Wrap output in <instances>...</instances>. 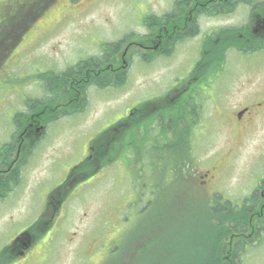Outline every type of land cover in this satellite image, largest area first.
<instances>
[{
    "label": "rangeland",
    "instance_id": "1",
    "mask_svg": "<svg viewBox=\"0 0 264 264\" xmlns=\"http://www.w3.org/2000/svg\"><path fill=\"white\" fill-rule=\"evenodd\" d=\"M173 1L55 0L16 45L0 39V147L14 141L12 120L26 109V99L43 94L38 74L62 72L77 61L98 56L102 43L128 36L132 41L143 31L145 16L170 10ZM8 6L0 13V27L15 10ZM243 11L239 8L226 18L214 19L210 26L241 24ZM131 63L123 87H90L81 114L61 116L32 143L18 183L0 199V252L43 213L48 195L87 156L94 136L144 99L159 96L181 67L180 59L142 66L135 60ZM229 63L233 74L221 82L216 103L210 97L203 99V124L193 130L191 146L196 165L188 177L177 181L173 176L165 191L153 192L150 178L136 179L132 161L126 168L120 161L108 164L85 183L66 187L71 196L29 252L34 259L29 256L23 264H99L109 257L108 245L116 250L106 264L121 260L124 264H206L213 239L207 232L204 203L212 202L216 193L222 197L219 202L234 206L253 193L259 199L258 185L264 180V110L243 126L229 115L264 94V57L235 55ZM207 171L211 182L201 185ZM142 183L146 188H140ZM259 241L247 247L240 264H264V232ZM13 264H22L21 259Z\"/></svg>",
    "mask_w": 264,
    "mask_h": 264
},
{
    "label": "flooded vegetation",
    "instance_id": "2",
    "mask_svg": "<svg viewBox=\"0 0 264 264\" xmlns=\"http://www.w3.org/2000/svg\"><path fill=\"white\" fill-rule=\"evenodd\" d=\"M13 1H1L0 13L3 12L5 7L10 6ZM229 1L186 0L182 10L174 9L173 4L175 1H173L170 10L158 16L152 15L155 19L159 17L161 20H154L149 25H146L144 17L142 20L144 23L142 27L143 31L135 34V39L131 44L124 45L121 56L118 59V66L112 69L109 66L88 68L83 65L76 68L74 77L77 89L73 90L72 94L69 92L64 97L59 98L56 105L45 107V109L37 113L28 115V122L25 123L23 128H25V131L26 129L35 128V132L39 136L48 125L57 122L60 118L70 117L73 114L74 116L81 114L86 109L87 91L90 87L100 90L113 88L112 86L100 88L96 85H90L89 82L93 77L101 75L99 78H101L102 82V77L110 73L112 75L117 72L124 74L125 70L128 71L132 64L131 62L134 60L142 66L154 63L157 60L173 61L174 59H180L181 67L173 75L175 78L159 96L151 97L148 100L144 99L133 109H130L122 120L113 125H118L133 115L135 131L133 142H131L130 134L125 136L128 148L124 152V156H126L125 161L129 163L123 164L122 162V164L126 168L130 166V162L132 161L134 163L133 172L136 179L141 180L143 177L150 178L153 184L151 183L149 188L153 192L165 191L168 181L172 180L174 176L173 161L175 156L179 159L186 152H190L195 158V154L191 149L192 142L194 141V132L190 136L189 130L190 128L195 130L196 127L203 124V122L201 123V115L204 109L203 99L210 97L216 103L215 95L217 90L223 86L221 82L232 76L233 68L231 63H229V59L235 55L248 57L261 54L264 57V0H256V3L251 4L235 3V6L232 3V10H223L221 8L222 5H225ZM239 8L244 9V15L241 17L245 18V20L241 24L218 29L210 26V21L226 18L234 14ZM207 26L208 28L205 30ZM236 28H240L242 32L234 37L233 35L228 36L226 33H223L228 32V29ZM237 39L247 45L250 41L252 44L256 43L254 52L249 54V52L243 51L244 49L231 46V43ZM101 54L100 50L98 56ZM223 56L224 58L221 59ZM80 61H77L72 66L78 64ZM40 84L42 86V95H44L47 91L43 82H40ZM123 86L119 85L117 88L119 89ZM81 89H86V92H82ZM82 99L85 102H82ZM80 104L82 106L78 107ZM262 110H264V94L260 99L256 101L251 100L248 102V105H242L234 109L229 115L233 117L235 124L238 122V125L241 124L243 126L246 121H252L257 113L260 112L262 114L264 112ZM22 111L28 112L26 109ZM66 112H72V114L63 115ZM174 113L176 114L175 116ZM227 116L224 117L225 121ZM122 126L125 129L130 124L123 123ZM19 141L17 153L20 151V145L24 142H31V139L19 138ZM174 142L179 146V148L177 147V151L180 149L181 152L185 153H174ZM189 145H191L190 148ZM23 151H26V149L23 148ZM180 174L182 178H186L189 172L186 169H182ZM209 174V171H207V173L202 175L201 185L211 182ZM97 175L98 173L95 176ZM174 178L177 177L174 176ZM88 180L90 179H86V181ZM61 184L58 187L62 186ZM140 188H146V184L142 183ZM69 195L71 196V192H67L65 200L68 199ZM261 198H263V193H261ZM60 203L58 208L53 207L51 210L45 204L43 213L39 218L42 215L45 217V214L49 211L52 212L50 217L48 219H40V222H42L31 231V227L34 226L33 223L39 221V218L36 219L24 231V233L27 232V235L23 236L20 247L6 250L5 257L13 259L9 264L16 263L19 259H21L23 264L29 256L34 259V254L31 256L29 252L40 243L43 234H46L49 229L53 218L60 214L59 212L62 210L64 202ZM210 204L212 205L213 203L210 202ZM21 234L7 246L18 240ZM230 245L232 247V242ZM234 247H236V244H233ZM41 248L43 249V246ZM115 250L111 249L108 245L107 251L109 257L107 261H104L106 258L103 261L100 260L99 264H102V262L106 264V262L113 258ZM48 260L49 256L46 258V262ZM0 262L3 264V259ZM120 264H124L123 260L120 261Z\"/></svg>",
    "mask_w": 264,
    "mask_h": 264
},
{
    "label": "trees",
    "instance_id": "3",
    "mask_svg": "<svg viewBox=\"0 0 264 264\" xmlns=\"http://www.w3.org/2000/svg\"><path fill=\"white\" fill-rule=\"evenodd\" d=\"M55 0H14L9 8L15 7L13 13L7 14L5 20L0 27V39L1 42L4 40H12V46L16 45V41L24 34L28 28L33 24V22L41 17L46 10L54 3ZM186 0H175L173 8L177 10H182ZM232 3L234 6L235 3H256V0H230L229 2L222 5L223 10H232ZM226 6V7H225ZM228 6V7H227ZM161 20L159 17L152 15L145 16L144 21L146 25H149L152 21ZM224 31V30H223ZM240 28L228 29L226 33L228 36L238 35L241 33ZM132 37L128 36L122 38L118 41L111 43H102L100 50L102 54L100 56H93L85 59L84 61L78 62L74 66L66 68L62 72L47 71L43 74L37 75V80L43 82L46 94L35 98H27L24 102L27 111H20L16 113L13 117V124L15 126V132L12 136L14 141L6 143L0 147V199L4 198L6 194L12 191L15 185L18 183V176L21 172V167L25 162V158L30 154V146L33 145L38 135L35 132V128L26 129L24 125L28 122V115L32 113H37L45 107L54 106L58 103L59 98L64 97L69 92L72 94V91L76 88V79L74 77V71L76 68L81 67L82 65L88 68L92 67H107L110 69L118 66V59L121 56L122 48L124 45L131 44L135 39V35L132 41ZM231 46L238 47L239 49H244L243 51L249 52L252 54L254 52V47L256 48V43L252 44L251 41L247 45L241 40L237 39L231 43ZM222 55V54H221ZM221 57V59H223ZM128 71L125 70L124 74H119L118 72L112 75L111 73L102 77L103 81L101 82V75L99 77L91 78L89 84L96 85L100 88H105L112 86L117 88L119 85L123 86ZM82 92H86V89H81ZM82 102H85L82 99ZM81 102V103H82ZM78 105V107H81ZM72 114L69 112L63 113V115ZM176 114L174 113V116ZM175 121V120H174ZM123 123L130 124L127 128H123ZM25 131V132H24ZM192 129L190 128V136H192ZM119 132V134H118ZM126 133V134H125ZM31 139V142H24L20 145V151L17 153V145L19 144V138ZM39 134V133H38ZM125 134V135H124ZM130 134L131 142L134 140V119L133 115L130 116L124 122H121L118 125L113 126L110 129H107L100 134H98L90 142V151L89 155L84 158L79 164L74 166L66 181L62 186L56 188L49 196L47 207L49 208H58L59 203L65 201L66 187L73 184L74 182H82L88 178L95 176L96 172L100 169L108 166V164L118 161L123 162V164L129 163L125 161L126 156L124 152L128 148L127 143L125 142V136ZM191 145H189L190 148ZM179 146L174 142V153H185L177 151ZM23 148L26 151H23ZM196 165V159L192 153L186 152L184 156L177 159L176 156L173 161V171L174 176L182 180L181 171L186 169L187 172H191V168ZM177 178L175 180H177ZM260 187L261 193L264 196V180L258 185ZM256 193H253L242 205L234 206L229 202L225 201L219 202V199H222L221 196L215 195L212 205L210 202L204 203L205 213H207V232L210 230L213 239L209 244V249L207 250L208 257L206 264H239L242 252L245 247L253 242H259L264 232V198L256 199ZM60 203V204H61ZM219 203L223 205L220 206ZM206 204V205H205ZM193 201H189L188 206H192ZM54 208V209H55ZM42 222V221H41ZM40 220L34 223L30 229L31 231L38 226ZM28 230V231H30ZM31 233V232H30ZM27 235V232L25 233ZM21 235L18 240H15L9 247H6L0 253V257L3 259V264H9L13 259L6 258V250H11L13 248H19L23 236ZM237 239L236 247L231 249V242ZM206 254V256H207ZM0 258V260H1ZM1 264V262H0Z\"/></svg>",
    "mask_w": 264,
    "mask_h": 264
}]
</instances>
